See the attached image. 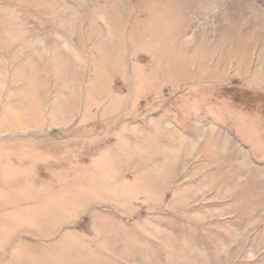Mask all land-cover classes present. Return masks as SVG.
Wrapping results in <instances>:
<instances>
[{
	"label": "rangeland",
	"instance_id": "obj_1",
	"mask_svg": "<svg viewBox=\"0 0 264 264\" xmlns=\"http://www.w3.org/2000/svg\"><path fill=\"white\" fill-rule=\"evenodd\" d=\"M0 264H264V0H0Z\"/></svg>",
	"mask_w": 264,
	"mask_h": 264
}]
</instances>
